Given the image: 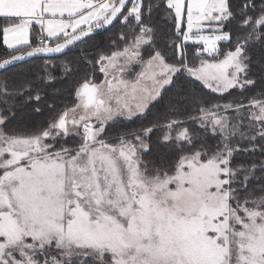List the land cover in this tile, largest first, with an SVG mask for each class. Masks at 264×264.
<instances>
[{"label":"snow or ice","instance_id":"1","mask_svg":"<svg viewBox=\"0 0 264 264\" xmlns=\"http://www.w3.org/2000/svg\"><path fill=\"white\" fill-rule=\"evenodd\" d=\"M0 19V264H264V0H0ZM116 20L114 50L80 47Z\"/></svg>","mask_w":264,"mask_h":264},{"label":"trees","instance_id":"2","mask_svg":"<svg viewBox=\"0 0 264 264\" xmlns=\"http://www.w3.org/2000/svg\"><path fill=\"white\" fill-rule=\"evenodd\" d=\"M5 21H3L2 19H0V24H3ZM121 32V25L119 20H116V22L110 26L108 29H106L104 32L99 33L97 35H93L88 37L83 45H80V47L86 48L89 50V52H91L92 54H97V53H108L112 50H114L112 48V42L113 39L117 38L119 36V33ZM122 47V45H120ZM221 47V51L223 52L224 50H226L229 45L226 43H221L220 45ZM79 51V48H74L72 49V51L68 52L69 56L74 55L76 52ZM148 49L146 48L144 50V55L145 58H147L148 55ZM194 51V46H189V53L191 54V52ZM8 55V50L6 49V47L3 45L2 43V34H0V58H5ZM61 59H63V57H61ZM42 64V60H40L39 58H33L30 59L28 61V66H31L33 68V70H36L39 68V66ZM16 71V69L13 68H9L7 71L4 72H0V78L4 77V76H12L14 74V72ZM53 74L56 76H59V69H53ZM66 81H61V80H57L54 84L51 85V89H64L66 86ZM233 99H237L236 94L233 93L231 96L229 95H225L221 102H226L228 100H233ZM139 125V121H136L134 123H128L127 127L128 128H134L137 127ZM156 133H153V138H155ZM246 157H244L243 155L237 157V160H242L245 159Z\"/></svg>","mask_w":264,"mask_h":264},{"label":"rangeland","instance_id":"3","mask_svg":"<svg viewBox=\"0 0 264 264\" xmlns=\"http://www.w3.org/2000/svg\"><path fill=\"white\" fill-rule=\"evenodd\" d=\"M5 47H6V46H5ZM85 48H86V46H85ZM139 70H140L139 67H135V68H133L132 72H131L130 75H129V78L134 77L135 73L138 72ZM100 79H103V75L97 73V75H96V80H97V82H99ZM69 143H71V141H69Z\"/></svg>","mask_w":264,"mask_h":264},{"label":"water","instance_id":"4","mask_svg":"<svg viewBox=\"0 0 264 264\" xmlns=\"http://www.w3.org/2000/svg\"><path fill=\"white\" fill-rule=\"evenodd\" d=\"M115 22H116V21H114L111 25H107V26H105L104 28L94 30V32L91 33V34L89 35V37L104 32L106 29H108L110 26H112ZM31 59H33V58H31Z\"/></svg>","mask_w":264,"mask_h":264}]
</instances>
